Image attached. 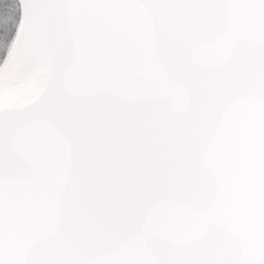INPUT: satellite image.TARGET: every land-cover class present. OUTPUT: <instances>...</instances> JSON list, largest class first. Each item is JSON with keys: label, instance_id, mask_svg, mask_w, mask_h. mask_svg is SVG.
<instances>
[{"label": "snow or ice", "instance_id": "6c2138e0", "mask_svg": "<svg viewBox=\"0 0 264 264\" xmlns=\"http://www.w3.org/2000/svg\"><path fill=\"white\" fill-rule=\"evenodd\" d=\"M0 264H264V0H0Z\"/></svg>", "mask_w": 264, "mask_h": 264}]
</instances>
